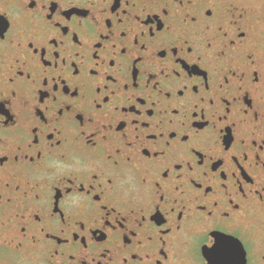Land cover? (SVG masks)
Returning <instances> with one entry per match:
<instances>
[{
    "label": "flooded vegetation",
    "instance_id": "flooded-vegetation-1",
    "mask_svg": "<svg viewBox=\"0 0 264 264\" xmlns=\"http://www.w3.org/2000/svg\"><path fill=\"white\" fill-rule=\"evenodd\" d=\"M229 234L218 264H264V18L249 1L0 0V264H212Z\"/></svg>",
    "mask_w": 264,
    "mask_h": 264
},
{
    "label": "snow or ice",
    "instance_id": "snow-or-ice-1",
    "mask_svg": "<svg viewBox=\"0 0 264 264\" xmlns=\"http://www.w3.org/2000/svg\"><path fill=\"white\" fill-rule=\"evenodd\" d=\"M149 2H150V3H152V2H156V3H158L159 0H149ZM177 2L181 5L182 8H185V9H186L189 5H196V4L198 3V0H177ZM169 8H170V4H169V3H164V4H163V10H164V9L169 10ZM193 17H195V19H193ZM189 18H191V19H193V20L198 19V17H197L194 13H192V12H187V13L185 14V19H189ZM163 28H164V27H163ZM163 28H162V29H163ZM205 28L210 29V28H211V25H210V24H206V25H205ZM220 31H221L223 37H229L230 34H229V33L223 28V26L220 27ZM142 32H145V34H147V32H150V34H151L153 37H156V28H155V27H152V28H150V29H148V30H142ZM153 33H154V34H153ZM241 33H244V35H247L246 32H243V31H242ZM244 35H243V36H244ZM53 38H55V37H53ZM53 38H52V39H53ZM55 39H56V38H55ZM233 41H234V43H233ZM139 42H140V41H139ZM235 43H236V40H235L234 38H232V39L230 40V44H235ZM17 46H18V47H22V46H23V45H22V42L17 41ZM33 47H35L34 44H33ZM144 47L147 48V43L144 44ZM205 47H206V48H214V47H215V44H214V42H213V40H212L211 37H209V38L207 39L206 44H205ZM189 48H191V51H195V49L192 48L191 46H190ZM189 48H188V51H189ZM218 55H219V56H225V57H227V55H228L227 49H226L225 47H221V48L218 50ZM201 59H203V55H201ZM249 59H252L251 54H249ZM25 62H26V61H25ZM66 62H67V61H65V63H66ZM173 71L175 72V75H177V76H182V75H183L182 70L179 69V68H175ZM177 73H179V74H177ZM29 76L31 77V72H29ZM242 78H243V77H242ZM57 85H59L58 82H57ZM186 87H187V84L183 85V88H186ZM208 87L210 88L211 85H208ZM198 91H199V90H198ZM169 93L171 94V92H169ZM114 94H115V93H113V95H114ZM56 99H59V97H56ZM212 102H213V101H212ZM214 102H215V101H214ZM214 102H213V103H214ZM101 106H102V105H101ZM198 107H199L198 104L194 105V106H193V110L195 111V109L198 108ZM230 110H231V109H230ZM177 114H179V112H178ZM222 117H223V118H222ZM220 119L227 120V119H228V115H227V113L223 114V115L220 117ZM173 123H175V121H173ZM181 123L183 124L184 121H182ZM214 127H215V125H214ZM173 131L176 133V135L178 134L175 130H173ZM176 135H175V136H176ZM175 136H174L173 138H175ZM185 136L188 137L187 140H190V139H191L190 134L185 133V134L183 135V137H185ZM183 137H182V139H183ZM107 138H108V137L105 136V139H107ZM183 140H185V139H183ZM166 143L169 145V147L172 146V141H171V140L166 141ZM190 147L194 149V148H195V145L193 144V145H191ZM158 153H160V155H166V154H167L166 151H164V150H159ZM129 159H130V158H129ZM115 162H116V164L118 165V164H119V159H118V158L115 159ZM140 163L143 164L144 162L141 161ZM187 163H188V166H189V164H191V167H189V168L194 172V171H195V168H194V166L192 165L191 160L187 161ZM136 167H139V165H136ZM165 170H169V171H170V168H167V169H165ZM164 172H165V171H164ZM202 174L205 175V176H207V175H208L207 170H204ZM178 175L180 176L181 179H183V173H180V174H178ZM97 179H99V176H98V175H97ZM193 179H194V177H193ZM114 180H115L114 177H109V183H110V184H111V183H114ZM142 181H143L144 184H147V183H148V177H147V174H144V175L142 176ZM225 185H226V184H224V187H225ZM202 186H203V185H202ZM176 187H177V190H182V191L184 192V194L187 195V190L183 189V185H182V184H181V185H177ZM226 187H227V185H226ZM145 195H147V193H145ZM245 195H246V194H245ZM195 198H196V199H199V196L197 195ZM173 199H174L176 202H180V197H178V196H177V197H174ZM215 203H216L217 206L219 207V200H218V199H216ZM237 205H238L237 208H239L240 205H239L238 203H237ZM168 211H170V212H175V211H176V208L173 206V207L169 208ZM181 212H183L182 217H181ZM181 212L179 213V216H180L181 220H183V219H184V211H181ZM214 214H215V213L213 212V215H214ZM221 215H223V216H229V217H230V216H231V212H230L229 210L225 209V210L221 213ZM144 219H147V216H145ZM142 223H143V222L141 221V224H142ZM180 227H181V229L184 228L183 223H181ZM167 230H171V229L169 228V229H167ZM238 230H239V228H238ZM214 231H216V230H212L211 232H205V233H203V234H202V237H200L201 241H202V242H206L209 236H214V235H213V232H214ZM215 237H216V236H215ZM230 237H232L231 234H229V235H224L223 238H217V237H216V239H215V241H214V245H215V253H216V259L212 260V264H218L219 259L224 258V257H227V256H230L231 254H233V252H234L235 249H234L233 241L230 239ZM162 239H166V238H165V237H162ZM205 245H207V244L204 243L203 246H205ZM207 246H208V245H207ZM209 249H213V247H211V248L209 247ZM208 260L210 261V259H208ZM160 264H163V259L160 260Z\"/></svg>",
    "mask_w": 264,
    "mask_h": 264
},
{
    "label": "rangeland",
    "instance_id": "rangeland-1",
    "mask_svg": "<svg viewBox=\"0 0 264 264\" xmlns=\"http://www.w3.org/2000/svg\"><path fill=\"white\" fill-rule=\"evenodd\" d=\"M249 5L261 18H264V0H247Z\"/></svg>",
    "mask_w": 264,
    "mask_h": 264
}]
</instances>
